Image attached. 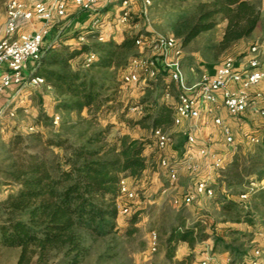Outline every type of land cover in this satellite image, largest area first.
Segmentation results:
<instances>
[{"label": "trees", "instance_id": "16d2710c", "mask_svg": "<svg viewBox=\"0 0 264 264\" xmlns=\"http://www.w3.org/2000/svg\"><path fill=\"white\" fill-rule=\"evenodd\" d=\"M261 18L259 0H199L180 13L172 30L180 47L185 48L201 32L226 20L219 42L220 49L225 50L249 37ZM129 29L123 30L121 40L116 32L96 28H77L64 40L45 38L42 56L32 65L31 74L42 76L46 86L52 89L57 111L80 115L87 110L97 118L99 113L112 108L106 105L114 100L109 91L120 79L123 81L130 60L139 54L136 38L141 32L133 33ZM80 34H85L88 42L65 43ZM90 53L97 58L88 63L89 69L70 64L80 55H85L84 64H87L86 55ZM165 76L167 71L160 66L155 78L163 80ZM165 89L170 91L171 85H165ZM154 103L153 113L136 119L133 124L143 126L151 118V132L157 127L165 130L173 122L172 107ZM10 108L9 105L7 111ZM35 119L38 123L52 121L43 108ZM109 127L86 129L76 135L58 130L44 136L38 130L17 133L10 139L9 151L13 155L4 169L7 180L3 186L9 192L0 198L6 211V218L0 224V244L20 248L15 264H82L90 254L91 240L119 233V203L128 202L121 196L120 180L122 177L138 180L147 170H154L156 155L146 152L154 144L153 136L141 139L125 133L110 142ZM259 146L257 152L237 150L217 176L214 198L224 213L231 214L224 221L256 225L252 208L231 197L248 192L253 201L264 199V185L260 183L264 178V142ZM252 184L258 186L251 187ZM13 187L16 190L10 191ZM241 209H245L243 216ZM138 215V210L126 214L127 236L138 230ZM259 221L264 226V214ZM239 230L227 229L244 233ZM211 236L212 249L229 251L234 263L248 255L243 244H235L236 238L226 241L214 233ZM208 237L210 234L201 223L173 226L163 242L165 264H187V258L191 260L193 255L177 258L178 244L186 242L192 250L196 242Z\"/></svg>", "mask_w": 264, "mask_h": 264}, {"label": "rangeland", "instance_id": "374dc122", "mask_svg": "<svg viewBox=\"0 0 264 264\" xmlns=\"http://www.w3.org/2000/svg\"><path fill=\"white\" fill-rule=\"evenodd\" d=\"M28 7L33 6L35 0H23ZM120 0H116L118 4ZM199 0H151V5L148 7L147 16L141 12V0H134L131 5V19L127 22L114 20L116 18L117 6L111 5V10L106 15H99L100 20L94 23L95 13L80 11L76 8H67V13L62 18L54 19L49 25L48 40H64V38L72 35L77 28H97V25L103 24V29L109 32H116L121 35L124 29H129L133 33L144 32L151 34H174L172 30L173 23L178 19L181 12L187 10ZM258 1V0H257ZM261 3L262 11V0ZM9 0H0V13L6 12V7ZM106 0H99V14L104 12ZM74 10V11H73ZM110 21L106 24L104 21ZM259 27L247 38L234 44L231 48L222 50L219 47L220 39L224 33L227 21L221 20L219 24L208 31L201 32L196 36L185 48H183L181 56H179V64L183 74V82L187 87L194 88L197 83V77L202 71L212 72L217 68L225 57L232 55L237 58L238 63L244 56L248 48L255 43H261L264 40V18L261 19ZM137 21V22H135ZM259 39V40H258ZM76 43L77 39L66 40L65 43ZM139 53L138 49L136 51ZM148 57L159 61L162 55L159 52H152L149 49L144 50ZM85 55H80L70 61L73 67L80 66L82 69H89L87 64H84ZM194 67L195 71L191 68ZM27 77V76H26ZM171 85V90H166L165 85ZM28 93L19 99V102H11L13 114H11L5 105L12 95L20 92L16 91L15 87L8 93H4L0 97V198L6 195L7 191L3 183L7 180V174L4 169L10 163V158L13 155L9 151V141L17 133L28 134L35 131H41L44 136H49L55 131H63L69 135H76L80 131L98 128H105L110 125L107 132V140L113 142L117 137L128 133L132 137L141 139H150L152 132L150 128L151 118H148L143 126L133 124L136 119L143 117L148 113H153L154 102L167 103L172 107L176 101L178 87L172 83L168 76L165 78H143L136 84L126 85L122 79L114 85L109 91L113 93L114 100L106 105H112L111 109L104 110L99 113L97 118L88 114L84 110L80 115L57 111L60 119L57 123L53 119V101L52 90L47 86L36 88L26 87ZM24 89V90H25ZM170 96L167 97L166 93ZM26 95L32 99L31 103H26ZM145 100V101H142ZM3 102V103H2ZM24 105V106H21ZM28 105V106H25ZM43 108L52 121L43 120L38 123L35 116L39 114ZM5 110V111H4ZM223 117L224 124L230 127L234 135V143L228 144L222 133L220 126L213 122V116L208 115L205 120L215 130L217 144V152L223 157L229 156L233 151L241 149L242 151L251 150L257 152L260 144H253L244 137L245 132H253L264 139V115L257 113L251 107L237 115L231 116L228 113H218ZM174 142V149L178 152L177 180L170 182L168 172L160 165V155L164 154L154 144L148 147L152 149L151 153L156 156L153 161V169L151 173H145L138 180L130 177L126 178L130 186L134 189L135 199L132 202V210H138V221L136 223L138 230L132 235L127 236L126 229V214L119 213L117 220L119 233L109 235L103 238L91 240L92 248L89 256L82 264H165L164 245L163 242L167 238L169 231L173 226H180L182 223L187 225L201 223L205 230L210 234L214 233L221 236L226 241H231L236 238L235 244H243V249L248 255H255L264 260V226L260 223V216L264 214V204L262 197L253 201L240 200L239 196L236 201H243L244 207L252 208L251 213L256 221L255 226H250L245 221L232 222L224 221V217H230V213L223 212L220 203L212 198H197L191 204H185L184 197L186 193L193 189L195 183L194 174L187 169L185 160V151L182 147L185 142V137L180 126L173 125V122L165 126ZM171 149V148H170ZM173 149V147H172ZM169 150V149H168ZM167 150V151H168ZM150 151V150H149ZM150 153V152H149ZM153 171H158L154 174ZM156 176V178H154ZM258 184H252L251 187H257ZM13 187L10 191H15ZM244 210V211H243ZM242 216L245 215V209H241ZM233 215V214H232ZM6 218V211L3 204L0 203V224ZM228 227L240 229L243 231L232 233L227 231ZM155 231L158 236L157 250H151V236ZM212 239L214 240L213 236ZM199 243V242H198ZM195 243L194 248L190 253L193 257L191 260L187 258V264H199L203 257V252L209 250L214 253L217 261L223 264V257L220 253L225 250L218 248L213 250L207 243ZM179 246V244H178ZM177 246V250H178ZM183 248L179 250L181 253ZM20 252L17 247H5L0 244V264H15ZM117 253L112 257L111 254ZM104 254V255H103ZM103 255V256H102ZM228 255H231L229 252ZM232 258L234 257L231 255ZM177 257V256H176ZM183 257V256H180ZM187 257V256H184ZM178 258V257H177ZM51 264V263H50ZM175 264V263H174Z\"/></svg>", "mask_w": 264, "mask_h": 264}, {"label": "built area", "instance_id": "2783aa9c", "mask_svg": "<svg viewBox=\"0 0 264 264\" xmlns=\"http://www.w3.org/2000/svg\"><path fill=\"white\" fill-rule=\"evenodd\" d=\"M69 0H35L32 7H28L23 0H9L6 7V18L3 24H0V95L9 88L15 87L19 93L18 101L26 91V87L36 88L46 86L42 76H25L24 71L28 66L36 65L42 56V45L49 33V25L56 18H62L67 13ZM75 7L80 11L95 13L94 23H98L101 14H99V0H72ZM106 0L105 7L115 5L116 20L121 22L129 21L131 17V5L134 0ZM141 12L147 16L148 7L151 0H141ZM34 17L39 18L42 24L37 29L22 33L19 38L14 35L21 21H30ZM106 24L110 21H104ZM103 24L97 25L96 29H103ZM102 39V37H101ZM77 42H88L85 34L77 37ZM139 54L130 60L127 69L123 74V82L126 85L138 83L142 77L153 78L156 76L159 67L167 71V76L172 83L178 87L176 101L173 105V122L180 124L185 120H198L205 111L208 115H213V122L220 126L225 141L228 144L234 143V135L230 127L224 124L223 117L218 114L220 108H224L231 116H237L251 107L257 113L264 115V92L253 91V88L264 81V68L261 65L258 56L261 50V44L255 43L244 55L247 56V62L238 63L236 57L229 55L224 58L217 67L214 74L201 72L197 77V83L194 88L187 87L183 82V74L179 64V56L183 52L179 41L174 34H151L141 32L136 38ZM149 49L152 52H159L162 58L157 61L144 50ZM96 55L90 53L86 55L88 63L96 60ZM195 71V68H191ZM233 84H238L234 87ZM49 87V86H47ZM50 88V87H49ZM25 89V90H24ZM193 92V93H191ZM18 94V93H17ZM169 97L170 93L167 92ZM13 110V109H12ZM12 110L9 112L13 114ZM54 122L60 119L59 113L53 114ZM197 127L196 124L192 126ZM156 147L164 154L160 155V165L169 175L170 182L177 180L178 161L176 156L167 152L171 142V137L161 127L152 131ZM246 140L253 144L264 142L259 135L253 132H245ZM210 141L201 142L193 132L187 133V153L184 163L186 167L194 174L195 183L192 190L188 191L184 197L185 204L193 203L197 198H212L215 195L214 175L220 172L226 166L227 161L220 154L210 149ZM194 149L199 156L207 158L203 165H199L194 160ZM120 193L128 202L119 203L121 214H128L132 210V202L135 199L134 189L130 186L126 178L120 180ZM240 200H248L250 194L243 193L239 195ZM151 250H157L158 236L155 231L151 236ZM199 264H222L217 261L214 253L206 250ZM223 264H264V260L255 255H247L241 262L234 263L231 257H228Z\"/></svg>", "mask_w": 264, "mask_h": 264}, {"label": "crops", "instance_id": "0c3cea01", "mask_svg": "<svg viewBox=\"0 0 264 264\" xmlns=\"http://www.w3.org/2000/svg\"><path fill=\"white\" fill-rule=\"evenodd\" d=\"M35 2V1H34ZM73 8V9H75L76 10V7H75V5H74V3H73V1L72 0H69L68 1V8ZM110 8V9H109ZM107 9H109V10H111V6H106L105 8H104V12H102L101 13V16L102 15H106V14H108V11L109 10H107ZM74 11V10H73ZM5 18H6V12H4V13H0V24H3L4 22H5ZM264 18V0H262V18L261 19H263ZM114 20H115V18H114ZM262 21V20H261ZM261 21H260V23H261ZM41 24H42V21L39 19V18H37V17H34L32 20H30V21H21L20 22V24H19V26H18V29H17V31H16V33H15V35H14V37L15 38H19L20 37V35L22 34V33H25V32H28V31H31V30H33V29H37L38 27H40L41 26ZM260 25V24H259ZM259 27V26H258ZM257 27V28H258ZM122 35V34H121ZM121 35H119V37H118V40H121ZM48 37V36H47ZM72 39H74V38H72ZM71 40V39H70ZM259 40V39H258ZM261 50L259 51V53H258V56H259V58H260V61H261V65H262V67L264 68V40H262L261 41ZM249 51V48H248V50H247V52ZM246 52V53H247ZM241 61H239V63H245V62H247V56H244V57H242L241 59H240ZM216 70H217V68H215L212 72H209V71H202V72H207V73H209V74H214L215 72H216ZM33 72V67H29L28 66V68L27 69H25V71H24V75L25 76H29V75H31V73ZM233 86L234 87H236V86H238V84H233ZM12 89V87L11 88H9L8 90L10 91ZM51 89V88H50ZM7 90V92L6 93H8L9 91ZM52 90V89H51ZM253 91H262V92H264V81H262L260 84H258L256 87H254L253 88ZM26 92V94L28 93V89H27V91H25ZM25 92L23 93V95L25 94ZM52 92V95H53V99H54V101H55V95H54V93H53V91H51ZM191 93H193V92H191ZM4 94V93H3ZM3 94H1V95H3ZM29 94V93H28ZM1 95H0V97H1ZM22 95V96H23ZM4 96V95H3ZM22 96H21V98H22ZM6 97L4 96V99H5ZM12 101H15L16 103H18L19 101H18V96H17V94H14V95H12V97H11V99L10 100H8V103L5 105V109L9 106V105H11L10 103L12 102ZM26 103L28 102V103H31V101H32V99L31 98H29V95H26V100H24ZM53 101V106H52V110H53V112L55 113V112H57L56 111V109H55V107H54V102ZM1 103V102H0ZM3 103V102H2ZM21 106H24V105H21ZM25 106H28V105H25ZM5 111V110H4ZM227 113V111L224 109V108H220L219 110H218V112L217 113ZM221 115V114H220ZM208 116V113H206L205 111L203 112V115L198 119V120H185V121H183L182 123H180V124H175L174 122H173V125H175V126H180V128H182V130H183V134H184V137H185V142H184V145L182 146L183 148H184V151H185V155H186V153H187V150H186V148H187V133H189V132H193L194 134H195V136L197 137V139L199 140V141H201V142H204V141H208L209 139H211V141H210V149L213 151V152H216V153H218V154H220L221 155V153H219V152H217L216 150H217V144H215L214 143V140H216L218 137H216V134H215V130H213L212 129V126L211 125H207L209 122L207 121V120H205L206 119V117ZM213 116V115H212ZM36 117V116H35ZM194 124H196V126L197 127H195V128H193L192 126L194 125ZM166 131V130H165ZM169 134V133H168ZM170 135V134H169ZM170 137H171V135H170ZM150 147V146H149ZM172 147H173V149H172ZM174 142H173V139H172V137H171V142H170V144H169V146H168V148H167V152L169 153V154H171V155H173V156H176V158H178V151L177 150H175L174 149ZM171 148V149H170ZM150 150V151H149ZM146 152L147 153H149V152H152V149H147L146 150ZM235 152H236V150L235 151H233L229 156H225L224 157V159L228 162L229 160H231L232 159V157H233V155L235 154ZM222 156V155H221ZM194 160H195V162L196 163H198L199 165H203L206 161H207V158H205V157H202V156H199L197 153H196V151H195V149H194ZM226 165H227V163H226ZM188 169V168H187ZM189 170V169H188ZM152 172V170H147L145 173H151ZM144 173V174H145ZM153 173L156 175V174H158V171H153ZM219 175V172H216L215 173V175H214V184L216 185H218V183H217V176ZM154 178H156V176H154ZM261 185H264V178L261 180ZM217 185H216V187H217ZM208 198V197H207ZM214 198V197H213ZM215 199V198H214ZM231 199H233V200H236V197L235 196H232L231 197ZM201 243H207L208 244V246L210 247V248H212L213 247V244H214V240L212 239V236H210V237H208L205 241H203V242H201ZM198 245H199V243H198ZM181 248H183L182 249V251H181V253H179V250L181 249ZM190 251H192L191 249H190V247L188 246V244L186 243V242H183V243H180L179 244V246H178V250L176 251V256L178 257V258H183L184 256H186V255H188L189 253H190ZM229 254V251H224V252H222V254L220 253V256L221 257H223V255L225 256L226 255V258L223 260V261H225L228 257H231L232 258V256L231 255H228ZM162 255L164 256V253H162ZM180 256H183V257H180Z\"/></svg>", "mask_w": 264, "mask_h": 264}, {"label": "water", "instance_id": "95a60500", "mask_svg": "<svg viewBox=\"0 0 264 264\" xmlns=\"http://www.w3.org/2000/svg\"><path fill=\"white\" fill-rule=\"evenodd\" d=\"M11 104V103H10Z\"/></svg>", "mask_w": 264, "mask_h": 264}]
</instances>
